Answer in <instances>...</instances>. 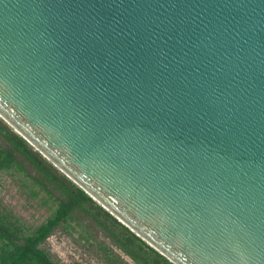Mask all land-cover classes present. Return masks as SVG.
<instances>
[{"label": "water", "instance_id": "1", "mask_svg": "<svg viewBox=\"0 0 264 264\" xmlns=\"http://www.w3.org/2000/svg\"><path fill=\"white\" fill-rule=\"evenodd\" d=\"M0 118L173 264H264V0H0Z\"/></svg>", "mask_w": 264, "mask_h": 264}, {"label": "trees", "instance_id": "2", "mask_svg": "<svg viewBox=\"0 0 264 264\" xmlns=\"http://www.w3.org/2000/svg\"><path fill=\"white\" fill-rule=\"evenodd\" d=\"M17 169L58 203L56 213L30 236L0 215V264H57L40 249L74 216L98 229L135 264H173L104 209L0 118V174ZM114 261L118 256L110 250ZM81 264V263H70Z\"/></svg>", "mask_w": 264, "mask_h": 264}, {"label": "rangeland", "instance_id": "3", "mask_svg": "<svg viewBox=\"0 0 264 264\" xmlns=\"http://www.w3.org/2000/svg\"><path fill=\"white\" fill-rule=\"evenodd\" d=\"M57 208V201L23 172L15 168L1 172L0 215L16 223L23 236L32 235ZM40 249L57 264H135L81 216L61 225ZM110 250L118 256L117 260H113Z\"/></svg>", "mask_w": 264, "mask_h": 264}]
</instances>
